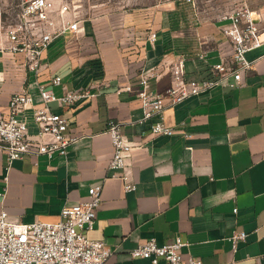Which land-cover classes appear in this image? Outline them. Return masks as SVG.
<instances>
[{"label":"crops","instance_id":"1","mask_svg":"<svg viewBox=\"0 0 264 264\" xmlns=\"http://www.w3.org/2000/svg\"><path fill=\"white\" fill-rule=\"evenodd\" d=\"M248 7L260 16L262 42L246 55L251 69L237 88L220 86L166 109L163 122L171 136L152 135L147 123L138 122L139 71L160 73L150 85L153 92L168 87V67L178 57L185 60L187 79L208 78L210 67L231 54L221 34L225 22L186 21L174 6L136 40L81 38L85 25L80 34L55 40L41 80L61 77V86L50 88L56 96L62 88L93 95L68 111L49 104L68 118V134L80 139L67 156H25L10 166L0 150V211L13 222H56L62 207L84 201L88 189L100 185V206L87 236L112 251L106 264H150L131 258L130 251L150 239L163 245L176 238L185 244L183 256L202 264H264V0H250ZM150 33L156 34L153 43ZM127 86L130 93L122 91ZM22 91L40 104L34 74L23 69L19 56L0 53V113L6 115L9 98ZM32 114L31 108L19 114L30 138L38 132ZM110 121L120 124L130 147L121 177L108 169ZM126 184L134 190L126 191ZM234 232L246 233L236 252L228 240Z\"/></svg>","mask_w":264,"mask_h":264},{"label":"built area","instance_id":"2","mask_svg":"<svg viewBox=\"0 0 264 264\" xmlns=\"http://www.w3.org/2000/svg\"><path fill=\"white\" fill-rule=\"evenodd\" d=\"M260 16L247 4L237 6L230 14L219 19L226 24L221 34L231 47L229 57L209 69V77L190 80L185 75V60L178 57L168 67L169 85L163 92H153L150 85L160 78V73L142 67L138 74V89L134 97L140 104L139 123H147L152 135L171 136L174 131L163 122V113L187 99L206 94L225 86L230 89L240 84L242 73L251 69L246 55L261 45ZM83 31L76 9L67 0H25L21 3L14 24L4 31L0 41V53L19 56L25 71L34 74L40 104L33 105L27 91L13 94L7 103V114L0 113V150L8 166L25 156L44 155L51 159L54 154L67 156L69 149L80 139L68 134L69 120L64 114L53 111L50 103H56L62 111L70 110L82 99L93 95L87 90L65 91L56 96L51 87L61 86V77L52 76L42 81L46 68L44 56L50 45L64 35H78ZM155 33L148 39L154 42ZM122 91L131 92V87ZM31 108L38 132L30 138L27 125L19 114ZM120 124L108 123L106 134L111 143V159L108 169L112 177H121L124 168L123 154L130 147L122 139ZM126 191L134 186L126 184ZM102 186L88 189L87 198L73 206H64L56 222H13L7 213L0 211V264H106L113 255L104 241L90 240L87 233L94 228L96 212L101 202ZM237 209H233L235 214ZM246 233L234 232L230 237L232 251L244 242ZM185 244L178 238L158 245L153 239L137 245L130 251L133 259H144L150 264H202L194 257H184ZM233 264V263H231Z\"/></svg>","mask_w":264,"mask_h":264},{"label":"rangeland","instance_id":"3","mask_svg":"<svg viewBox=\"0 0 264 264\" xmlns=\"http://www.w3.org/2000/svg\"><path fill=\"white\" fill-rule=\"evenodd\" d=\"M25 0H0V41L5 29L14 24ZM76 9L82 25L87 27L81 38L110 35L121 43L144 36L146 27L154 29L162 12L170 7L182 10L186 21H217L237 6L250 0H67ZM127 30V31H126ZM104 39V38H103ZM60 41H62L60 39ZM61 43V42H60ZM96 65V70L101 71Z\"/></svg>","mask_w":264,"mask_h":264},{"label":"trees","instance_id":"4","mask_svg":"<svg viewBox=\"0 0 264 264\" xmlns=\"http://www.w3.org/2000/svg\"><path fill=\"white\" fill-rule=\"evenodd\" d=\"M146 31H148V30H146ZM146 31H145V32H146ZM93 64H94V63H93Z\"/></svg>","mask_w":264,"mask_h":264}]
</instances>
